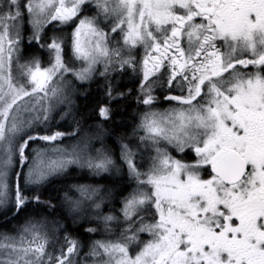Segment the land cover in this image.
Wrapping results in <instances>:
<instances>
[{
    "label": "snow or ice",
    "instance_id": "obj_1",
    "mask_svg": "<svg viewBox=\"0 0 264 264\" xmlns=\"http://www.w3.org/2000/svg\"><path fill=\"white\" fill-rule=\"evenodd\" d=\"M0 264H264V0H0Z\"/></svg>",
    "mask_w": 264,
    "mask_h": 264
},
{
    "label": "trees",
    "instance_id": "obj_2",
    "mask_svg": "<svg viewBox=\"0 0 264 264\" xmlns=\"http://www.w3.org/2000/svg\"><path fill=\"white\" fill-rule=\"evenodd\" d=\"M92 90H93L94 94H96V93H95V90H96V85H95V84L92 85ZM80 103H83V101H80ZM89 122H91V121H89ZM141 134H143V133H141ZM77 171H79V170H77ZM72 182H73V181H69V183H72ZM79 182L83 183V182H85V181H79ZM85 227H87V225H85ZM81 230H82V229H81ZM99 238H101V237H99V236H94V237H93V239H99ZM145 238H147V237H145Z\"/></svg>",
    "mask_w": 264,
    "mask_h": 264
},
{
    "label": "flooded vegetation",
    "instance_id": "obj_3",
    "mask_svg": "<svg viewBox=\"0 0 264 264\" xmlns=\"http://www.w3.org/2000/svg\"><path fill=\"white\" fill-rule=\"evenodd\" d=\"M143 50H141V52H142ZM165 94H167V93H165ZM173 94H178V91L176 92V93H173ZM163 108H168V107H170V105H168V104H164L163 106H162Z\"/></svg>",
    "mask_w": 264,
    "mask_h": 264
},
{
    "label": "rangeland",
    "instance_id": "obj_4",
    "mask_svg": "<svg viewBox=\"0 0 264 264\" xmlns=\"http://www.w3.org/2000/svg\"><path fill=\"white\" fill-rule=\"evenodd\" d=\"M95 147H99V144H96Z\"/></svg>",
    "mask_w": 264,
    "mask_h": 264
}]
</instances>
